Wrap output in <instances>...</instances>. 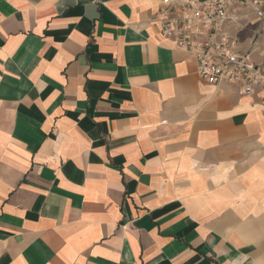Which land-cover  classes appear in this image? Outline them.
<instances>
[{
    "label": "crops",
    "instance_id": "0c3cea01",
    "mask_svg": "<svg viewBox=\"0 0 264 264\" xmlns=\"http://www.w3.org/2000/svg\"><path fill=\"white\" fill-rule=\"evenodd\" d=\"M159 9L0 0V264H264V101L201 79Z\"/></svg>",
    "mask_w": 264,
    "mask_h": 264
},
{
    "label": "built area",
    "instance_id": "2783aa9c",
    "mask_svg": "<svg viewBox=\"0 0 264 264\" xmlns=\"http://www.w3.org/2000/svg\"><path fill=\"white\" fill-rule=\"evenodd\" d=\"M157 1L154 20L161 37L194 56L201 79L212 85L227 82L241 96L258 95L264 101V66L252 56L264 46V33H256L248 51L231 34L249 16L264 23V0Z\"/></svg>",
    "mask_w": 264,
    "mask_h": 264
}]
</instances>
